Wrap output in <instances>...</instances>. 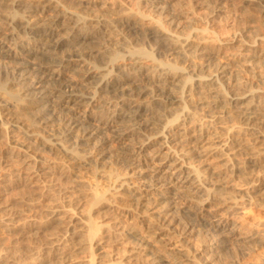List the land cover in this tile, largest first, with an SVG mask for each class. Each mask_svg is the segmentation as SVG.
Wrapping results in <instances>:
<instances>
[{"label":"bare ground","instance_id":"6f19581e","mask_svg":"<svg viewBox=\"0 0 264 264\" xmlns=\"http://www.w3.org/2000/svg\"><path fill=\"white\" fill-rule=\"evenodd\" d=\"M66 1L68 0H0V67L8 72V82L18 85L14 89L17 91L15 95H20L23 99L29 98L35 106L43 104L41 108L38 107V122L46 123L51 116L52 119L60 118L66 135L74 133L80 140H77L79 146L94 143L96 148L101 149L100 154H105V149L108 151L107 146L104 148L109 143L108 135L106 136L109 132L106 130L108 125L116 124L122 127L120 130L126 132L113 136L118 142L128 140L127 133L142 135L140 140L143 143L139 145V149H145L144 145L147 144L154 146L156 150H163V157L160 159L169 162V167L176 170L175 174L183 180V185L180 186L187 183L198 186L203 183L207 184L212 194L217 195L218 204L232 199V191L237 189L233 185L234 176L249 173L251 166L257 165L260 159L263 160V152L254 154L246 167L241 166L237 157L239 149L236 146L228 148L227 140L212 141L216 136L208 132L206 125L190 104L194 102L201 107L219 109L224 115L242 119L251 129V133L263 140L264 86H259V83L256 85L251 79H241L239 70H234L233 65L249 69L264 61V34L254 40L240 43L237 51L231 53V58L222 60L221 55L227 41L217 35L207 36L205 33L212 31L209 27L201 29L206 35L201 40L194 39L191 34L180 35L172 27L181 22V17L188 22L196 19L211 22L215 9L196 16L187 2L183 5L176 0L172 3L176 8L169 12L167 3L172 0H146L149 4L153 2L151 5L157 13L153 16L136 10L135 13L159 26L147 32L152 38L158 39L160 54L167 57L159 59L146 52L143 47L133 46L126 37L113 36L115 21L104 12L88 11L103 8L105 5L98 7L95 0H83L78 3L82 8H77L76 5L65 6ZM255 2L264 14V0ZM137 15L135 18L123 17L121 23L143 33L142 23L137 19ZM171 55L184 59L196 57L198 61L194 62V70H189L172 62ZM258 77V80L264 83V72H259ZM5 100H1L0 104H8V100ZM55 107L62 109L58 115ZM210 116L215 117L212 114ZM1 121L6 123L5 120ZM10 125L16 126L14 122ZM223 128L231 132L236 126L226 124ZM81 139L86 141L81 142ZM129 140L132 141L129 143H133V139ZM32 142L34 141L29 143ZM29 143L28 147L39 150L35 143ZM177 144L179 146L176 147ZM14 152L16 151H9L2 160L5 171L8 170L6 167L11 165V158L19 156ZM31 155L21 154L20 160L25 169L35 176L46 172L47 163L41 158H32ZM136 161H139V158L136 157ZM153 165L152 167L156 166ZM155 171L157 172V169ZM172 174H168L166 178L162 177L165 186L176 183L173 182ZM146 176L141 175L145 178ZM161 176L157 177L158 180ZM177 187L174 186V190ZM254 190L264 191V183L260 187H254ZM140 193L142 192L135 194ZM98 198L100 199V196ZM145 203L141 201L140 205L144 206ZM72 208V204L60 205L57 202L48 207L46 215L49 223H56L63 228L58 235L50 238L46 250H42L47 255L50 254L49 251L53 254L41 255L40 261H33L32 264H54L56 260L63 262L62 260L67 258L68 246L78 252L88 249L93 255L88 261H76L71 264H136L138 254L135 252L127 254L123 260L96 262L95 256L100 259L104 257V252H97L104 248L99 247V244L108 242L107 239L102 243L98 240V244L93 242L102 224L92 225L87 229V224L78 217L79 220L70 218L66 225L64 211ZM169 211L168 208L158 212V216H153L158 221L160 219L158 223L162 231L174 233L181 241L186 238L184 242L193 232L201 237L210 235L203 247V264H224L225 259H229L228 264H238L240 251L252 250L257 243L264 241L262 229L244 227L234 218H230L226 223L214 221L213 224L211 221L201 227L189 221L193 217H190V214L181 217ZM3 214L0 215V242L3 243V248L0 246V264H26L23 259L20 260L22 257H18L15 250H12L15 248L11 249L8 245L11 240L8 237L9 241H6V233L18 230L24 236L30 229L38 232L39 228L30 227L31 224L27 222H19L17 212ZM186 215H190L189 220H185ZM134 229V226H130V230H127L130 234L139 236V233L135 234ZM227 230L228 232H225ZM139 242L138 248L150 246L142 237ZM180 253L181 249L168 252L167 255L155 254L146 264H164L166 256L172 255L173 259H178Z\"/></svg>","mask_w":264,"mask_h":264},{"label":"rangeland","instance_id":"374dc122","mask_svg":"<svg viewBox=\"0 0 264 264\" xmlns=\"http://www.w3.org/2000/svg\"><path fill=\"white\" fill-rule=\"evenodd\" d=\"M82 1L68 0L65 6L76 5L75 7L82 8L81 4H78ZM177 1L183 5H186V2L190 4L191 10L195 12L196 16L203 12L216 10L210 19L211 22L206 23L199 19L188 22L181 17L179 18L181 22L171 26L178 34H191L196 40H201L203 36L209 34L217 35L224 41L226 40V47L221 55L222 60L231 58V53L237 51L240 43L254 40L264 34V14L260 11L255 0ZM175 2L176 0H172L167 3L169 12H173L176 8V6L173 7ZM95 4H98V7L101 5H105V7L97 10L89 9L88 11L94 13L102 11L111 20L115 21L113 36L116 35V38L126 37L133 46L143 47L146 52L155 58H167L160 54L158 39L147 34L148 30H155L159 27L157 23L135 13L140 11L152 16L155 15L157 12L152 7L153 2L149 4L146 0H95ZM135 15L139 17L137 19L142 23L143 33L142 31L139 33L134 28L125 27L121 23L123 17L135 18ZM204 27H209V30L212 31L205 33V35L201 32ZM170 57H173L172 62L189 70H194V62L198 61L196 57L191 59H184L175 55ZM233 69L239 70L238 74L241 79H251L256 85L259 83V86H264V83L258 80L259 72H264V61L249 69H241L234 64ZM6 73L8 74L0 67V99L8 100V104H0V119L6 122L3 123L0 120V215L10 211L17 212L19 222H27L31 224L30 227L43 228L42 230L38 229V232H34L35 229H30L25 234L26 236L20 234L21 232L19 233L18 230L6 233V241H9L8 237L12 241H9L8 245L11 246V249L12 247L15 248L12 250H15V254L20 258L22 257L20 260L23 259L22 261L26 264L40 261L41 255L46 254L43 251L46 250L50 238L58 235L63 228L56 223H49L47 220L46 210L55 202L60 205L72 204L73 208L71 210L64 211L66 225H68L70 218L75 220L81 218L87 224V229L92 225L102 224L93 242L98 244V240L102 243L105 239L108 242L99 244V247L104 248L97 252H104V257L100 259L95 256L96 262L97 260H123L127 254L135 252L138 254L136 264H146L151 256L155 254L161 255L163 253L164 255L165 253L167 255L168 252H177L178 249H181L182 253H180L181 256L178 259H173L172 255L166 256L163 263L203 264V247L210 235L201 237L193 232L190 238L184 242L186 238L181 241L180 237L174 233L167 230L162 231L158 223L160 219L158 221L153 216H158V212L165 211L168 208L170 209L169 212L181 217H184L187 213L190 214L191 216H189L193 217L189 220L187 214L185 220L187 218L190 222L196 223L197 226L205 227L211 221H213V224L214 221L226 223L230 218H234L244 227L250 229L258 227L264 232V191L254 190V187H260L264 183V139L256 138L242 119L229 114L224 115L219 109L201 107V105H196L194 102L190 104L197 111L198 117L206 125L208 132H212L216 136L212 141L227 140L228 148L236 146L239 149L237 157L241 166L246 167L254 154L260 151L263 152L261 157L263 160L260 159L257 165L251 166L249 173L238 177L234 176L233 185L237 189L232 191V199H226L223 204H218L217 195L212 194L207 184L202 183V185L195 186L187 183L180 186L183 185V180L181 181V177L175 174L176 170L169 167V162L160 159L163 157V150H156L154 146L147 144L144 145L145 149H139V145L141 146V143H143L140 140L143 137L142 135L127 133L128 140L123 139L118 142L114 139L116 134L121 135V133L125 134L126 132L120 130L119 128L122 127H118L116 124L108 125L106 130L112 134L106 133L109 143L104 148L107 146L108 151L105 149V154H100L101 149L96 148L94 143L79 146L77 142L80 140L74 133L66 135L63 130V122L59 121L60 118L57 120V117H55L53 120L51 116L46 123L43 121L38 122L39 108L43 104L35 106L29 98L23 99L20 95H15L17 91L14 89L18 85L14 82H8ZM225 86H227L226 83ZM6 106H9V108L6 109ZM60 109L55 107L57 115ZM210 114L215 117H211ZM12 122L16 126L10 125ZM226 124H233L236 129L227 132L223 128ZM28 134H31V136H28ZM129 139H133V143ZM31 141L34 142L29 143ZM83 141L86 140L81 139V142ZM129 141L131 142L129 143ZM41 142L44 143V146ZM134 142L137 143L134 144ZM27 143H35V146H39V150L31 149L27 146ZM25 147L28 148L23 149ZM9 151H16L14 154L18 153L19 156L11 158V165L6 167L8 170L5 171L2 160ZM140 151L141 155H139ZM28 153L33 155H31L32 158H41L47 163L45 164L46 172L35 176V174H30V171L25 169L20 157L21 154ZM107 153L114 155L109 154V157ZM136 157L139 158V161H136ZM128 160L129 163L127 164ZM152 165L156 166L152 167ZM150 174L151 176H149ZM168 174H172V177H174L173 182L176 181V185L170 183V185L165 186L162 179L166 178ZM141 175L147 176L145 178ZM160 175H162L161 179L158 180L157 177ZM174 186H178L177 189L174 190ZM142 188L148 190H141ZM137 192L142 193L136 195ZM225 195L229 196L228 194ZM99 196L100 199L98 198V200L97 197ZM136 196L140 197L137 198ZM141 201L146 202L144 206L140 205ZM47 222L48 224H46ZM130 226L135 227L134 232L135 234L139 233V236L128 232ZM128 228L129 230H127ZM221 229L222 227L219 230ZM225 232H228V230ZM141 237L143 241L146 240L150 244L149 247L138 248L140 246L138 240ZM1 245L3 243L0 242ZM1 248L3 247L1 246ZM68 249L67 258H64L65 260L63 259V262H60L61 264L88 261L91 257L93 258L88 249H83L80 252L69 248V246ZM49 252L48 255L51 256L53 252ZM147 254L148 256H146ZM56 262L59 263L57 260L53 263L56 264ZM228 263L229 259H225L224 264ZM238 264H264V241L257 243L252 250L240 251Z\"/></svg>","mask_w":264,"mask_h":264}]
</instances>
